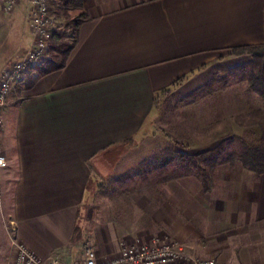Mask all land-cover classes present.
I'll list each match as a JSON object with an SVG mask.
<instances>
[{
    "label": "crops",
    "instance_id": "obj_1",
    "mask_svg": "<svg viewBox=\"0 0 264 264\" xmlns=\"http://www.w3.org/2000/svg\"><path fill=\"white\" fill-rule=\"evenodd\" d=\"M63 1L51 0L55 31L69 23L58 11ZM82 5L85 19L69 27L74 39L64 65L58 68L59 58L48 51L46 61L13 86L3 108L0 177L10 185L13 238L60 264L81 259L77 213L89 184L101 165L120 164L115 153L123 144L151 130L161 91L239 58L232 49L264 45V0ZM25 11V2L11 14L0 9V70L28 46ZM245 193L264 218V174H252Z\"/></svg>",
    "mask_w": 264,
    "mask_h": 264
},
{
    "label": "rangeland",
    "instance_id": "obj_2",
    "mask_svg": "<svg viewBox=\"0 0 264 264\" xmlns=\"http://www.w3.org/2000/svg\"><path fill=\"white\" fill-rule=\"evenodd\" d=\"M73 39L68 30L65 46ZM240 56L158 98L151 130L117 150L115 158H123L117 167L100 166L77 213L81 248L90 241L108 258L120 242L158 238L215 264H264V218L245 200L253 173L236 160L223 162L239 153L238 137L255 143L264 131V101L246 77L251 56ZM220 147L213 168L196 162L208 174L205 190L195 169L176 155ZM161 157L168 164H160ZM9 187L0 177V264H12L15 256Z\"/></svg>",
    "mask_w": 264,
    "mask_h": 264
},
{
    "label": "built area",
    "instance_id": "obj_3",
    "mask_svg": "<svg viewBox=\"0 0 264 264\" xmlns=\"http://www.w3.org/2000/svg\"><path fill=\"white\" fill-rule=\"evenodd\" d=\"M25 2V21L29 35L26 50L13 58L0 70V168L6 166L3 151V108L15 84H20L30 70L41 66L48 57L49 42L56 30L57 21L51 0H0V9L11 14ZM14 233V229H13ZM15 256L12 264H60L56 258H41L24 244L13 238ZM76 264H215L213 259L193 257L185 248L161 242L158 238L149 241L133 239L120 242L115 256L99 257L92 242L82 245V257Z\"/></svg>",
    "mask_w": 264,
    "mask_h": 264
},
{
    "label": "trees",
    "instance_id": "obj_4",
    "mask_svg": "<svg viewBox=\"0 0 264 264\" xmlns=\"http://www.w3.org/2000/svg\"><path fill=\"white\" fill-rule=\"evenodd\" d=\"M58 11H63L66 19L69 23H65V31H54L49 42V53L53 59L59 58L58 68H61L70 52V47L65 46L64 38L67 31L71 28L74 30L78 27L80 22L85 19V13L83 11L82 0H64L58 7ZM70 27V28H69ZM231 54L234 56H240L247 54L251 56V62L248 65L247 81L249 87L254 89L259 97L264 101V45L257 46H246L231 50ZM186 80V77L178 79L175 81L167 90L161 91L160 98L163 95L168 94L171 90L175 89L181 83ZM155 102L157 108L158 102ZM175 142V141H174ZM237 142L240 145V151L236 155H229L228 158L224 159L223 162L231 163L237 161L241 167L252 172L255 176H260L264 174V131H261V136L256 140L255 143L247 142L245 139L238 137ZM179 144L178 142H175ZM223 148L214 149L211 151H206L195 156L187 155H176L183 165H191L195 169V174L200 176L201 181L205 190H208L206 182L208 181V174H206L205 169L201 166H197V161H203L209 169L213 166L210 164V160L216 155L222 154ZM175 157V158H177ZM162 162L160 164H168L166 157H161ZM155 160H158L157 158ZM149 165V164H148ZM190 174V171L188 172ZM177 177L175 174L174 179Z\"/></svg>",
    "mask_w": 264,
    "mask_h": 264
}]
</instances>
